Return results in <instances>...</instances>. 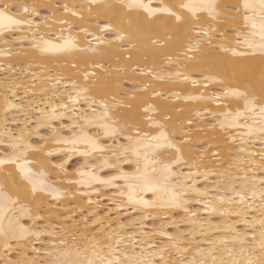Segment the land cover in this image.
<instances>
[{"label": "snow or ice", "instance_id": "obj_1", "mask_svg": "<svg viewBox=\"0 0 264 264\" xmlns=\"http://www.w3.org/2000/svg\"><path fill=\"white\" fill-rule=\"evenodd\" d=\"M0 71V264H264V0H0Z\"/></svg>", "mask_w": 264, "mask_h": 264}, {"label": "bare ground", "instance_id": "obj_2", "mask_svg": "<svg viewBox=\"0 0 264 264\" xmlns=\"http://www.w3.org/2000/svg\"><path fill=\"white\" fill-rule=\"evenodd\" d=\"M43 2H54V0H43ZM20 67H23V66L18 65L17 66V69H18L17 72L16 73H8V75L10 77H13V78H15L16 76H19L21 81H28V86H30L31 83H32L31 80H30V77L27 74L20 72L19 71ZM4 75H5V73L0 71V79H2L4 77ZM36 83L38 84V82H36ZM21 95H23V92H21ZM255 150L259 151V143L258 142L256 143V149ZM235 154L236 153H233V155H235ZM149 227H151V225H149Z\"/></svg>", "mask_w": 264, "mask_h": 264}]
</instances>
